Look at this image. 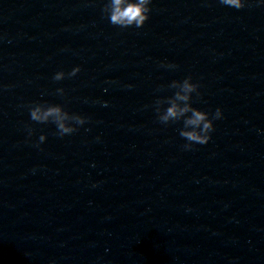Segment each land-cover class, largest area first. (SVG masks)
Segmentation results:
<instances>
[{
	"label": "water",
	"instance_id": "obj_1",
	"mask_svg": "<svg viewBox=\"0 0 264 264\" xmlns=\"http://www.w3.org/2000/svg\"><path fill=\"white\" fill-rule=\"evenodd\" d=\"M104 2L0 0V264H264V4L152 0L122 30ZM186 76L223 111L187 150L190 113L160 119ZM37 102L88 120L61 137Z\"/></svg>",
	"mask_w": 264,
	"mask_h": 264
},
{
	"label": "clouds",
	"instance_id": "obj_2",
	"mask_svg": "<svg viewBox=\"0 0 264 264\" xmlns=\"http://www.w3.org/2000/svg\"><path fill=\"white\" fill-rule=\"evenodd\" d=\"M258 3L264 4V0H257ZM247 0H220V4L230 8L242 9L245 7ZM152 10V0H105L102 5V12L108 19V22L119 29L141 28L145 21L148 20ZM165 67L174 68V64L164 65ZM80 72V65H74L65 72L63 69L57 70L52 79L61 81L66 77H73ZM173 85L178 88L175 92V98L171 100L166 110L160 116L162 121L175 120L185 117V127L180 129V136L189 143H186L184 149H191L195 144H207L211 139V134L215 129L214 121L223 118L222 109L217 106L214 111H205L197 107H193L187 103L190 94L196 91L197 83L193 82L191 76H186L182 81H173ZM131 87V85H128ZM58 92H63V88H57ZM178 101L185 102L183 104ZM102 105H106L107 101H100ZM30 120L35 122H47L51 120L57 127L61 137L66 134H72L76 131L70 121L75 120L76 123L84 125L88 118L80 115L70 116L58 104H42L33 103L29 108ZM87 131V129H85ZM260 132L261 130H257ZM31 128H27V136L32 137ZM46 141L45 134L41 133L35 144L37 147ZM95 185H93L94 187Z\"/></svg>",
	"mask_w": 264,
	"mask_h": 264
}]
</instances>
